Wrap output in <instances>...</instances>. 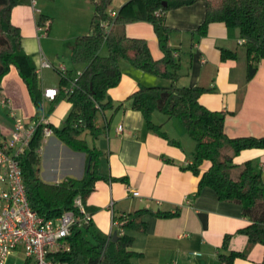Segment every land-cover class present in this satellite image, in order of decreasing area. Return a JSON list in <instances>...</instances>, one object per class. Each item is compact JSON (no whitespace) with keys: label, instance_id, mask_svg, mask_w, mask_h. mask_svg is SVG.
I'll use <instances>...</instances> for the list:
<instances>
[{"label":"crops","instance_id":"1","mask_svg":"<svg viewBox=\"0 0 264 264\" xmlns=\"http://www.w3.org/2000/svg\"><path fill=\"white\" fill-rule=\"evenodd\" d=\"M127 1L112 0L109 11L117 15ZM40 14L49 18L47 32L37 28ZM92 14L91 0H20L12 8L10 20L20 30L22 49L31 57L41 96L45 88H60L59 65L63 64L72 78L81 71L82 66L73 65L71 53L77 36L89 32ZM204 16L203 1L166 13L165 25L170 29L168 45L179 64L175 84L191 87L202 82L212 88L198 100L206 108L224 113L227 137L264 138V60L258 63L251 79L246 80V55L238 43L237 32L230 34L224 23L214 22L202 34L199 27ZM124 31L129 37L145 39L154 59L163 57L151 23L127 22ZM221 50L235 51L236 57L222 60ZM42 59L51 66L38 69ZM119 68V83L107 91L113 106L124 102L139 86L172 85L169 79L138 69L123 59L119 60ZM0 87V96L9 101L8 106H0L1 142L11 133L12 113L28 122L33 119L36 108L13 65L1 78ZM70 110L71 103L65 99L53 102L42 98L41 112L55 128L63 126ZM151 119L179 144H170L149 129L141 112L129 107L98 112L95 124L100 133L96 137L88 130L80 134L96 152L98 177L84 201L86 207L95 208L91 216L92 231L112 234L116 232L114 216L141 208L177 211L166 218L146 214L143 216L145 230L125 231L133 236L131 248L141 253L135 261L138 264H219V253L240 251L246 245L247 237L238 232L248 223L241 207L219 200L210 188L198 191L199 175L186 168L191 162L194 141L188 142L179 120L166 119L161 113H153ZM84 134L90 136V143ZM37 154L40 157L37 175L43 182L59 184L67 179H80L86 172V153L70 148L55 134L42 139ZM245 162L264 179V148L244 149L233 158L237 166ZM208 165L203 163L201 171ZM227 234L230 237L222 248ZM262 260L264 246L255 244L246 259L237 258L233 264H262Z\"/></svg>","mask_w":264,"mask_h":264},{"label":"trees","instance_id":"2","mask_svg":"<svg viewBox=\"0 0 264 264\" xmlns=\"http://www.w3.org/2000/svg\"><path fill=\"white\" fill-rule=\"evenodd\" d=\"M19 1L0 0V82L13 65L28 88L36 108L35 118L41 114V89L31 57L22 49L20 30L10 20L11 10ZM198 1L205 4V16L199 31L203 34L207 25L214 22L224 23L230 34L236 31L238 40H244L239 45L245 50L246 80L255 74L258 63L264 60V0H129L114 18L110 17L109 11L112 0H91L93 14L90 30L77 36L71 53L73 65L82 66V69L75 78L71 77L69 70L64 74L59 72L61 86L53 100H67L71 103V110L61 128L49 124L61 142L86 153L87 169L80 179H67L59 184L43 182L37 175L40 164L37 150L43 139L42 128L39 127L20 158L26 196L37 214L45 218L56 217L63 210L73 208V199L77 195L84 203L98 176L96 152L87 146L80 134L88 130L96 137L100 133L101 129L95 124L98 112L129 107L141 112L146 126L173 145H178V141L169 138L151 117L153 113H161L166 119L179 120L194 141L191 162L186 168L199 175L198 191L203 187L210 188L219 200L241 207V214L248 223L238 232L247 237L246 245L240 251L219 253L218 263L233 264L237 258L246 259L255 244L264 246V179L249 162L241 166L233 163V158L241 150L264 148V138L227 137L224 113L210 110L198 100L202 93L212 88L202 82L191 87L175 84L179 64L168 45L170 29L165 25V16L170 10ZM45 19L49 18L40 14L37 23L42 24ZM132 21H147L153 25L163 57L154 59L145 39L125 34V24ZM48 29L49 26L45 32ZM103 46L106 47V55L100 52ZM235 57V51L221 50L222 60ZM121 59L138 69L169 79L172 85L139 86L124 102L113 106L107 91L119 83ZM205 162L209 165L201 171ZM85 209L91 215L95 211V208L86 206ZM176 213L141 208L114 216L115 241H112V234L92 231L91 220L87 224H76L66 238L69 249L59 253L57 258L68 264H138L135 260L141 253L131 248L133 236L125 231L145 230L143 216L146 214L166 218ZM84 231H89L92 238L86 237ZM229 237L228 234L224 236L222 248L226 247Z\"/></svg>","mask_w":264,"mask_h":264},{"label":"built area","instance_id":"3","mask_svg":"<svg viewBox=\"0 0 264 264\" xmlns=\"http://www.w3.org/2000/svg\"><path fill=\"white\" fill-rule=\"evenodd\" d=\"M115 16V12H110L111 18ZM49 24L50 21L45 19L37 28L45 32ZM243 42V39L238 40L239 44ZM50 66L47 60L42 59L38 69ZM58 71L64 74L65 66L59 65ZM57 94L56 88L42 90L44 100L53 101ZM8 105L9 101L0 96V106ZM12 115L11 133L0 142V264H6L7 258L17 250L23 254V264H68L59 260L57 255L69 249L66 238L73 226L87 224L92 215L86 211L79 195L73 199L72 209L63 210L53 218L40 216L31 208L25 192L20 158L39 127L42 128L43 138L51 136L53 131L44 112L28 122ZM121 129L119 126L118 130ZM131 193L137 195L135 191Z\"/></svg>","mask_w":264,"mask_h":264},{"label":"rangeland","instance_id":"4","mask_svg":"<svg viewBox=\"0 0 264 264\" xmlns=\"http://www.w3.org/2000/svg\"><path fill=\"white\" fill-rule=\"evenodd\" d=\"M100 50H102L101 52L102 55H106L107 54V50L106 47L103 46ZM66 62V61H65ZM67 64H71L70 62H67ZM54 76H56V74H54ZM84 137H86L87 142L90 143V136H87L84 134ZM186 138L188 139V142H193L192 139L189 137V135H186ZM91 230H94L93 227L90 228ZM84 235L88 238H92L91 234L89 231H84ZM6 264H23V254L21 251H14L8 258H7V262Z\"/></svg>","mask_w":264,"mask_h":264},{"label":"water","instance_id":"5","mask_svg":"<svg viewBox=\"0 0 264 264\" xmlns=\"http://www.w3.org/2000/svg\"><path fill=\"white\" fill-rule=\"evenodd\" d=\"M111 237H112V241H115L117 239V233L113 232Z\"/></svg>","mask_w":264,"mask_h":264}]
</instances>
